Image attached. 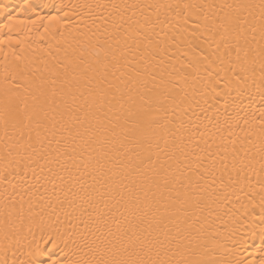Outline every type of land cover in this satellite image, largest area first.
<instances>
[{
    "label": "snow or ice",
    "instance_id": "obj_1",
    "mask_svg": "<svg viewBox=\"0 0 264 264\" xmlns=\"http://www.w3.org/2000/svg\"><path fill=\"white\" fill-rule=\"evenodd\" d=\"M32 7L28 0L11 10L0 4V15L6 23H23L17 17ZM81 7L88 9V23L73 37L71 52L65 50L63 60L22 85L31 100H23V115L14 99L4 105L5 135L11 126L19 137L7 156L22 150L42 177L46 171L73 230L70 238L83 252L78 260L50 264H218L184 258L172 247L169 224L178 207L204 194L202 182L215 183L217 172L222 183L225 174L231 180L244 161L236 155L229 161L226 150L208 152L207 144L199 153L187 150L190 130L180 138L184 146L177 145L181 129L173 130L168 113L180 106L175 93L181 81L195 90L193 72L199 76L202 70L209 80L213 73L231 72L240 80L258 61L264 77V0L219 5L103 0ZM49 20L58 23L55 16ZM185 36L189 50L195 44L199 54L195 61L187 53L177 58V68L169 50ZM261 152L264 162V148ZM9 247L16 245L5 244L3 264Z\"/></svg>",
    "mask_w": 264,
    "mask_h": 264
},
{
    "label": "bare ground",
    "instance_id": "obj_2",
    "mask_svg": "<svg viewBox=\"0 0 264 264\" xmlns=\"http://www.w3.org/2000/svg\"><path fill=\"white\" fill-rule=\"evenodd\" d=\"M21 2L0 0V4L9 10ZM28 2L33 7L17 17L23 23H6L7 18L0 15V259L5 258L4 247L8 244L16 245L8 248V264H12V260L20 264L21 260L29 259L36 264H50L52 260L74 261L80 259L83 252L70 238L73 230L53 195L52 184L47 182L46 171L42 177L40 169L28 160L22 150L20 154L13 150L12 155L7 156L19 137L11 126L9 135H5L4 105L6 99H14L16 112L23 115V100L28 99L29 103L31 100L22 85L33 83L41 73L63 60L65 50L71 52L69 45L76 44L73 37L78 36V29L88 23V9L81 6L103 0ZM139 2L219 5L242 0ZM243 2L258 3L259 0ZM53 16L58 18V23L50 22L49 18ZM184 40L183 44L169 50L177 68L181 67L177 58H183L187 53L195 61L199 54L195 44H192L194 52L189 50L187 36ZM182 62L186 64L187 60ZM189 80H195V90L191 84L184 85L181 81L175 93L176 103L180 106L168 113L173 130L181 129L176 134V144L183 147L180 138L187 137L190 130V141L184 140L187 150L199 153L206 144L211 145L208 152L226 150L229 161L236 155L244 161V166L238 174L232 171L231 180L225 174L223 183L217 172L215 183L211 179L202 182V196L193 197L191 204L184 208L178 207L169 224L174 237L172 247H178L186 259H210L218 264H261L264 260V169L261 167L264 163L261 160L264 148V77L259 62L254 72L245 74L240 80L233 73L225 74L224 71H220L219 76L213 73L209 80L202 70L199 76L193 72ZM216 80L220 82L215 83ZM165 159L162 156L161 163ZM59 198L63 199V195L60 194ZM176 258H181L179 253Z\"/></svg>",
    "mask_w": 264,
    "mask_h": 264
}]
</instances>
